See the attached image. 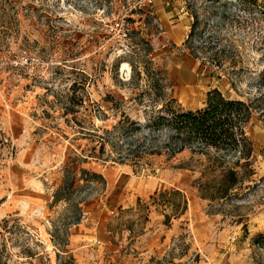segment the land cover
Listing matches in <instances>:
<instances>
[{
  "label": "rangeland",
  "instance_id": "1",
  "mask_svg": "<svg viewBox=\"0 0 264 264\" xmlns=\"http://www.w3.org/2000/svg\"><path fill=\"white\" fill-rule=\"evenodd\" d=\"M263 71L264 0H0V264H264V118L239 167L148 128Z\"/></svg>",
  "mask_w": 264,
  "mask_h": 264
},
{
  "label": "trees",
  "instance_id": "2",
  "mask_svg": "<svg viewBox=\"0 0 264 264\" xmlns=\"http://www.w3.org/2000/svg\"><path fill=\"white\" fill-rule=\"evenodd\" d=\"M256 89L257 93L248 101L228 97L215 89L207 94L203 109L175 112L169 106L165 114L152 120L148 128L169 130L170 142L166 149L171 157L186 150L204 155L215 150L234 155L236 167L242 162H245L244 166H250L254 148L246 129L255 115L264 118V71ZM221 181L227 186L218 190L217 195L227 198L239 185L240 176L232 169L222 176Z\"/></svg>",
  "mask_w": 264,
  "mask_h": 264
},
{
  "label": "bare ground",
  "instance_id": "3",
  "mask_svg": "<svg viewBox=\"0 0 264 264\" xmlns=\"http://www.w3.org/2000/svg\"><path fill=\"white\" fill-rule=\"evenodd\" d=\"M125 68H126V69H128V66H127V65H125Z\"/></svg>",
  "mask_w": 264,
  "mask_h": 264
}]
</instances>
